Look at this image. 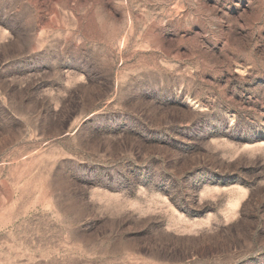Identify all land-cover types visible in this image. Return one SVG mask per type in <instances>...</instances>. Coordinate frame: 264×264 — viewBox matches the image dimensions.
I'll list each match as a JSON object with an SVG mask.
<instances>
[{
	"label": "rangeland",
	"instance_id": "374dc122",
	"mask_svg": "<svg viewBox=\"0 0 264 264\" xmlns=\"http://www.w3.org/2000/svg\"><path fill=\"white\" fill-rule=\"evenodd\" d=\"M0 264H264V0H0Z\"/></svg>",
	"mask_w": 264,
	"mask_h": 264
}]
</instances>
